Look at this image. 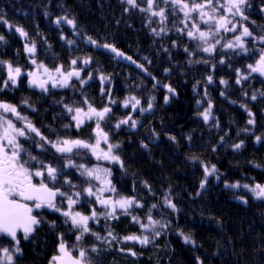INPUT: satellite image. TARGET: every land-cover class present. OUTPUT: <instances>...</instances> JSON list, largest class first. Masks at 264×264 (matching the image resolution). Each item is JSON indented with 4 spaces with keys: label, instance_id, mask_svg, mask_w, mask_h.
I'll use <instances>...</instances> for the list:
<instances>
[{
    "label": "trees",
    "instance_id": "1",
    "mask_svg": "<svg viewBox=\"0 0 264 264\" xmlns=\"http://www.w3.org/2000/svg\"><path fill=\"white\" fill-rule=\"evenodd\" d=\"M138 2L146 7L142 0ZM248 5L245 9L248 20L241 23L255 36L264 34V0H248ZM159 7L165 5L159 3ZM170 7L162 24L158 17L149 23V14L136 9L125 12L130 6L121 0H0V34L7 40L6 44L0 43V61L11 62L26 72L32 65L24 45L34 41L38 63L52 70L62 65L65 71L73 68L81 71V77L87 80L83 86L75 80L72 82L75 90L34 97V101L54 102L58 98L86 108L83 104L86 97L97 109L110 107L112 111L101 127L109 133L110 143L120 145L115 154L123 161V168L118 163L96 161L85 150L76 156V162L86 166L99 162L110 169L117 193L135 196L145 205L142 209L134 207L132 215L144 219L150 206L159 204L150 214L169 225L150 244L140 245L121 240L127 235L141 234L139 225L130 217L119 212L115 220L100 216L98 225L92 222L89 227L101 236L112 230L117 240L109 245L91 234H84L77 241L79 233L70 232L64 219L58 220L53 212L44 211L41 215L47 222L55 221V228L42 223L28 240L20 234L23 254L15 264H49L57 254L61 233L70 248L77 245L73 247L75 255L78 256L81 247L88 251L91 264H264V200L256 199L242 187L225 186V182L264 185V139L256 140L257 136L264 137V95H261L264 75L247 68L258 60L264 42L245 38L250 53L236 54L220 45L214 53H204L197 50L196 41L178 31L183 27V13H173ZM63 16L73 19L75 28L63 22L57 26L56 18ZM15 27H22L27 37L20 36ZM162 27L167 31L159 36L153 33L152 29L160 31ZM238 34L239 31L221 33L217 38L224 44ZM88 37L101 46L114 45L132 57L133 63L119 62L103 47L88 45ZM67 40L74 43L69 45ZM85 58H91L92 62L83 64ZM74 59L75 66L70 63ZM221 60L225 63L221 64ZM237 69L248 76L240 84L236 83ZM6 72V66L0 65V83ZM101 75L110 79L101 81ZM208 76L213 78L211 83ZM221 80L226 83H220ZM21 86L24 88L20 83L17 89ZM167 86L175 89V95L168 92ZM102 89L110 95H102ZM253 94L256 100L251 99ZM166 95L170 97L168 103L164 100ZM130 97L140 100L135 111L131 104L124 107L123 102ZM150 100L153 106L148 109ZM0 101L20 102L21 98L15 99L2 91ZM209 103L212 118L205 123L200 114L208 109ZM249 110L253 117H249ZM128 115L138 122L136 127L129 123L116 128ZM250 118H254V125L247 123ZM94 126V121L86 122L76 129L75 136L93 142ZM240 141L244 142L243 146L234 149L232 145ZM204 164H214L218 171L208 177L205 188L201 189ZM145 181L151 192L144 186ZM75 184L76 190L88 186L77 170ZM168 191L176 211L163 206V196ZM114 195L105 193V196ZM81 200L78 211L88 214L92 207L103 211L92 203V198ZM180 232L190 235L194 243H185ZM0 245L10 246V239L0 234ZM93 246L98 249L96 252L91 251ZM129 249L136 255H131Z\"/></svg>",
    "mask_w": 264,
    "mask_h": 264
},
{
    "label": "snow or ice",
    "instance_id": "2",
    "mask_svg": "<svg viewBox=\"0 0 264 264\" xmlns=\"http://www.w3.org/2000/svg\"><path fill=\"white\" fill-rule=\"evenodd\" d=\"M121 2L130 6V8H125V12L136 9L140 12L148 13L149 23H151L153 17H158L163 24L168 18V6H171L170 10L173 13L177 11L183 13V20L181 21L183 27L178 29V31L186 33L190 40L196 41L197 50L203 51L204 53H214L217 45L225 49H231L236 54H240L241 52L250 53L251 50L246 47L245 38L252 37L254 41L259 40L264 42V34L255 36L249 27L241 23V21L248 20V17L245 15V9L249 6L248 0H142L146 7H141V3L138 0H121ZM159 3H163L165 7H159ZM62 22L75 28V21L69 19L67 16L57 17L55 20L57 26ZM15 31L22 37H27L28 35L22 27H15ZM152 31L155 35L159 36L161 32H165L167 29L162 27L160 31H156L155 29H152ZM237 31H239V34L235 35L227 43L221 44V38H217L220 37L221 33H236ZM61 38L65 39V37ZM87 41L96 47L109 49L117 56H124V53L115 48L114 45L104 44L101 46L91 37H88ZM0 43H7L5 36L2 34H0ZM67 43L71 45L74 41L67 40ZM24 51L29 55L31 63L36 66L37 71H28L25 73L21 67H14L11 62L0 61V65L6 66L7 69L6 78H3L2 83H0V92L10 87H18L19 80L23 75L28 77L29 87L39 88L42 92H47L49 86L52 88L74 87L71 83L73 78H76L82 86L87 83V80L81 77V71H77L75 68L70 71H65L61 65L52 70L42 62L38 63L35 59L37 47L34 41L30 45L26 43L24 45ZM185 51L189 52L187 48H185ZM191 54L189 52V55ZM125 58L131 60V57ZM82 62L88 65L92 61L91 58H85ZM189 62L191 63L192 61ZM201 62L207 63V61ZM70 63L75 66L77 60L74 59ZM220 63L223 64L225 61L221 60ZM140 67L143 68V65H140ZM247 68L251 72H258L264 75V49L260 50L259 58L255 64H249ZM165 71L167 72L168 69H165ZM236 71L238 74L237 84H240L242 80L248 79V76L244 75L239 69ZM90 79H92L91 74L88 76V80ZM109 79L110 77L100 76L101 81ZM212 79V76L207 77L209 83L212 82ZM220 83L225 84L226 81L221 80ZM167 87L168 92L175 95V89L171 86ZM102 95L110 94L104 93L102 89ZM261 95H264V93H261ZM251 99L256 100L257 96L253 94ZM164 100L165 103H168L170 97L166 95ZM21 103L28 105L27 100ZM111 103L114 104L116 101H111ZM123 103L124 107H128L131 104V108L135 111L140 105V100L136 97H130ZM197 103H200V101H197ZM83 104L86 105V108L74 107L69 104L63 105L66 112L70 114L71 121L73 122L63 125V128L65 130L70 127L81 129L86 122L94 121V142L60 136L56 133L55 129H50V131L56 134V139L50 140L35 127L27 116H23L18 111L17 105L0 101V234L11 238L10 246L5 247L0 245V264H15L18 257L23 254L18 232H22L23 239L28 240L40 228L42 223H49L50 227L55 228V221L47 222L40 214L39 210L45 208L58 212L65 218L64 223L69 226V231L79 233L76 235L77 241H81L84 234H91L97 240H103L109 245L112 241H116L117 236L113 234L112 230L109 229L105 236H101L99 233L92 231L89 227V222L98 221L100 216H103L105 220L118 219V212L130 217L132 222L138 224L142 230L140 235L131 234L122 237L121 240L123 242L133 241L140 245H148L155 237L161 235V230L169 226L167 223L153 219V216L150 214L151 209L159 207V204H152L149 208V214H146L144 219L132 215L131 210L134 207L136 209H142L145 205L135 196H121L117 193V189L112 184V173L110 169L99 166L88 167L85 164L77 163L72 158L73 156H79L81 150H86L97 160L118 163L121 168L124 166L120 156L115 154L120 148V145L110 143L109 133L101 127V122L107 119L112 109L108 106L97 109L86 97L83 100ZM28 106L31 107V105ZM152 106L150 100L148 109H151ZM148 109H140V111L143 112ZM9 114L16 121L22 122L20 127H17L13 119L9 118ZM200 115L205 123L209 122L212 118L210 103L208 109ZM248 115L249 117H253V113L250 110L248 111ZM129 123L132 128H135L138 122L131 115H128L126 118L120 120L115 127L120 128L121 125ZM247 123L254 125V118H250ZM244 131L248 130L245 129ZM34 137H39V140L36 141ZM21 138H23L24 143L21 142ZM171 139L175 140V137H171ZM262 139L264 137H256L257 142ZM29 140L34 141L35 146L44 156H47L48 151L52 150V160L56 161V163L48 162L46 159H41L40 156L33 155L29 148L25 147V143ZM221 140H223V137H221ZM102 143L106 145V149L101 147ZM243 143V141H240L232 145V147L234 149H240ZM143 146L147 148V145ZM192 159L195 160L197 158ZM256 166L259 167V165ZM66 168L76 169L80 176L84 178V183L88 186L81 190H76L78 185L73 184L70 179L65 178L61 182L70 189V192L61 191L60 188L55 187V182L58 181L59 177L62 175L66 176L64 172ZM203 168L204 179L200 184L201 189L205 188L208 177L215 175L218 171L214 164L211 166L204 164ZM34 177L41 179L38 183H34ZM216 178L219 179V176ZM45 180L52 182L53 187H49V184ZM92 181H98L99 184L94 186ZM143 183L148 191L151 192V186L146 181ZM225 186L230 188L242 187L256 199L264 200V185H241L239 182L232 184L225 182ZM105 193L115 195L105 196ZM58 197L61 200L59 205L57 204ZM82 197L84 199L92 198V203L99 205L103 211L98 212L96 207H92L88 214L74 210L77 205L82 203ZM27 202H31V204ZM163 206L173 211L177 210L176 204L172 201L170 191L164 193ZM34 210L36 214H33ZM157 226H159V229ZM178 234L183 238L185 243H194L190 235H185L183 232ZM63 236V233L59 234L58 239L60 242L58 244L57 254L52 256L49 264H91V261L88 259V251L81 247L78 248V256H73ZM72 247H77V245H73ZM97 250L95 246L91 248L92 252H96ZM121 251H124V249H121ZM129 252L133 256L136 255L131 249H129Z\"/></svg>",
    "mask_w": 264,
    "mask_h": 264
},
{
    "label": "flooded vegetation",
    "instance_id": "3",
    "mask_svg": "<svg viewBox=\"0 0 264 264\" xmlns=\"http://www.w3.org/2000/svg\"><path fill=\"white\" fill-rule=\"evenodd\" d=\"M27 59L30 60L29 55L27 54ZM30 64L32 65L31 69L27 70L28 71H37V68L35 65H33L31 63L30 60ZM25 72V73H26ZM76 78H73L71 83L73 81H75ZM24 84V88L21 86L19 87V89H17V87H10L6 91V94H8L9 96H14L15 99L21 98L20 102L17 101H6L8 103L14 104L18 106V111H20V113L23 116H27L29 118V120L32 121V123L35 125L36 128H38L45 136H47L50 140L51 139H56V134H54L52 131H50V129H55L56 133L59 134L60 136H64V137H68V138H73L76 139L77 137L75 136V132L76 129L74 127H70L67 130H65L63 128V125L65 124H70L73 123L71 121V116L70 114H68L66 112V110L64 109L63 105L64 104H69V105H73L74 107H76V104L74 102H63L60 99H56L54 102H41V101H34V97H40L42 98L43 95H48V94H59L61 92H66L67 89H71V90H75L74 87H69V88H52L51 86H49V89L47 92H42L39 88H34V87H29L28 84V77L26 75H23L20 80H19V84ZM17 89V90H15ZM23 94L21 97H16L17 95ZM27 100L28 101V105H31V107H29L28 105L22 104L21 102ZM35 109V110H33ZM9 118L13 119L14 123H16L17 127L21 126L20 121H16L14 117H11V115L9 114ZM95 128V126L93 127V129ZM34 136V134H33ZM36 141L39 140V137H34ZM21 142L24 143L23 138H21ZM25 147L29 148V150L32 152L33 155L36 156H40L41 159H46L48 162H53L56 163V161L52 160V156H53V151L49 150L47 156H44L40 153V150L35 146V143L33 140H29L27 141V143H25ZM85 153H87V155L91 156L90 152H87L85 150ZM75 161H76V156L72 157ZM93 158V157H92ZM96 161V158H94ZM96 164H98L99 166H101L99 164V162H96ZM35 170V169H34ZM64 172L66 174L62 175L61 177H59L58 181L55 182V187L60 188L61 191L66 192V185H64L61 181H63L65 178L70 179L72 181L73 184H75V178H76V169L74 168H66L64 169ZM41 178L38 177H34V183H38L39 180ZM46 183L49 184V187H53V183L50 181L45 180ZM63 184V187H62ZM70 192V189L69 191ZM29 204H31V202H27ZM61 203L60 198H57V204L59 205ZM66 207V205H65ZM76 211H78L77 206L75 207ZM40 214L44 211H48V212H53L55 215H57V219H65L60 213L52 211L50 209H41L39 210ZM36 214V211L34 210V213ZM95 222L98 225L97 221H90V223ZM20 234H23L22 232H18V236ZM3 235V234H2ZM5 236V235H4ZM9 239H11L10 237H7ZM73 256H77L73 253V249H69Z\"/></svg>",
    "mask_w": 264,
    "mask_h": 264
},
{
    "label": "water",
    "instance_id": "4",
    "mask_svg": "<svg viewBox=\"0 0 264 264\" xmlns=\"http://www.w3.org/2000/svg\"><path fill=\"white\" fill-rule=\"evenodd\" d=\"M67 24V23H66ZM68 25V24H67ZM69 27H73V26H71V25H68ZM93 39V38H92ZM94 40V39H93ZM86 43L88 44V45H91V46H94L95 48H100V47H96L95 45H93V44H91L90 42H88L87 41V39H86ZM98 44H100V43H98ZM116 48V47H115ZM118 49V48H117ZM104 50L107 52V53H109V54H111V55H113L114 57H115V59L116 60H118V61H120V62H124V63H126V64H132L133 63V59H132V57H131V60H129V59H126L125 57H130L127 53H125L124 51H122V50H120V49H118L119 51H121V52H123L124 53V56H117L115 53H113L111 50H109V49H105L104 48ZM238 200L239 201H241V202H244L245 203V201L243 200V199H241V198H238ZM4 235V234H3Z\"/></svg>",
    "mask_w": 264,
    "mask_h": 264
},
{
    "label": "rangeland",
    "instance_id": "5",
    "mask_svg": "<svg viewBox=\"0 0 264 264\" xmlns=\"http://www.w3.org/2000/svg\"><path fill=\"white\" fill-rule=\"evenodd\" d=\"M93 142H94V137H93ZM101 147H103V148H105L106 149V145L105 144H101ZM92 156V155H91ZM93 158H95L94 156H92ZM96 166H99V165H91V166H88V167H96ZM99 167H103V166H99ZM104 168V167H103ZM70 248V247H69ZM70 249H73V247L72 248H70Z\"/></svg>",
    "mask_w": 264,
    "mask_h": 264
}]
</instances>
